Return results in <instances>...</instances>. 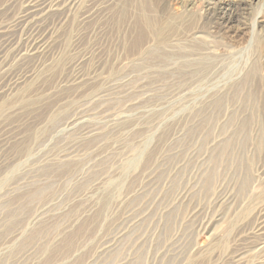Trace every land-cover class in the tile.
<instances>
[{
    "label": "rangeland",
    "instance_id": "rangeland-1",
    "mask_svg": "<svg viewBox=\"0 0 264 264\" xmlns=\"http://www.w3.org/2000/svg\"><path fill=\"white\" fill-rule=\"evenodd\" d=\"M66 9L0 69V264H264V150L215 166L192 139L264 119V0Z\"/></svg>",
    "mask_w": 264,
    "mask_h": 264
},
{
    "label": "bare ground",
    "instance_id": "bare-ground-1",
    "mask_svg": "<svg viewBox=\"0 0 264 264\" xmlns=\"http://www.w3.org/2000/svg\"><path fill=\"white\" fill-rule=\"evenodd\" d=\"M212 1L214 0H209L211 3ZM76 2L77 0H27L26 7L11 24L5 23L3 20L0 21V69L7 65V56H9L13 50H15L14 52L16 54L22 51L21 47L17 48L19 43L17 44L15 40L13 41L15 34L14 28H25L27 24L33 23L37 18H39L40 23L46 22L48 16L49 18L52 16L60 18L68 12L66 8L68 7L70 9L74 7ZM187 2L191 3L193 0H187ZM59 8H62V11H57ZM210 9L211 8H208L207 12L211 11ZM44 48H46L45 39L39 38L32 39V42L28 46L29 53L37 52ZM25 52H27V50ZM218 120L219 118H217V116L202 115L198 126L199 129L196 130L197 133L195 135L194 133L192 134L195 145L200 144V147H207L210 151L209 153L212 155L213 165L217 166L218 164H225V162H227L228 165L232 162L236 163L243 161L248 155L250 148L254 149L253 152L257 153L258 151L261 152L264 150V125H262L264 119L258 120L248 116L231 115V117L227 118L226 124L219 129L218 123L220 122H218ZM253 121L255 123H257V121L260 122L259 128H253ZM253 131L256 133L255 139L252 138L255 137L252 135ZM254 155L256 154L254 153ZM214 170L215 168L211 170L210 176H212ZM261 220V231H264V214Z\"/></svg>",
    "mask_w": 264,
    "mask_h": 264
}]
</instances>
